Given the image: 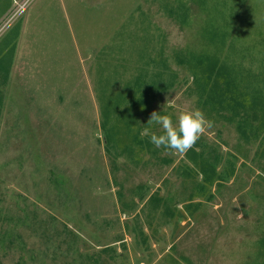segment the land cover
<instances>
[{
	"label": "rangeland",
	"instance_id": "374dc122",
	"mask_svg": "<svg viewBox=\"0 0 264 264\" xmlns=\"http://www.w3.org/2000/svg\"><path fill=\"white\" fill-rule=\"evenodd\" d=\"M223 1L200 6L216 24L227 20L238 45H254L264 0ZM177 2L193 8L184 26L168 13ZM198 2L0 0V264H264L261 142L245 144L205 114L214 127L195 154L160 148L130 162L101 129L99 97H129L136 78L153 82L162 54L175 86L147 113L175 122L195 109L173 57L195 44L206 19ZM261 52L255 45V62L244 60L247 74L261 72ZM205 146L219 159V180L201 192L190 159Z\"/></svg>",
	"mask_w": 264,
	"mask_h": 264
},
{
	"label": "trees",
	"instance_id": "16d2710c",
	"mask_svg": "<svg viewBox=\"0 0 264 264\" xmlns=\"http://www.w3.org/2000/svg\"><path fill=\"white\" fill-rule=\"evenodd\" d=\"M211 0H199L197 8L204 12V17L199 30L195 33V44L174 54L173 60L176 68L189 75L190 83H187L185 95L188 99H195V109H201L207 116L214 118L218 123L231 126L241 142L245 144L262 145L260 158L264 159V35L260 34L257 41L251 40L254 45L240 44V38L231 36L226 26L227 20L222 19V24H216L215 18L210 16L212 10L205 9L206 3ZM216 1V0H215ZM221 3H224L221 0ZM204 6V10L201 6ZM167 9V8H165ZM217 9V5L213 10ZM181 12L178 14V12ZM192 5L177 2L176 7L170 5L168 13L176 24H184L192 14ZM196 20L194 25L196 26ZM229 22V21H228ZM246 43L248 41H245ZM255 45L262 49L258 69L260 73L248 74L243 69V62L249 58L251 65L255 62L251 54ZM161 55V54H160ZM159 55V56H160ZM144 59V58H143ZM166 59L161 55L157 72L153 75V82L136 78L128 85L132 93L129 97L119 94L107 100H101V129L104 131L105 141L116 157H138L143 153L158 156V150L149 141V137L143 136L145 128L155 129L157 125L148 124L150 114L147 109L153 102H159L160 92L167 93L175 86L176 75L165 65ZM145 77L147 71H143ZM246 74V77L243 76ZM167 77V82L157 84L158 80ZM111 122H113L111 124ZM164 149V148H163ZM161 150V149H160ZM172 151V150H169ZM209 146L190 159L199 168L203 183H194V189L204 192L208 187L219 180L217 165L219 159L212 156ZM195 154L189 150L186 154ZM169 161L162 159V162ZM138 166V163H136ZM190 177V172H184ZM225 179L227 176L223 174ZM205 187V188H206ZM161 201L150 197L149 204H159ZM162 204L166 205L165 200ZM166 211L168 207L165 206ZM191 208V207H190Z\"/></svg>",
	"mask_w": 264,
	"mask_h": 264
},
{
	"label": "clouds",
	"instance_id": "9594fccd",
	"mask_svg": "<svg viewBox=\"0 0 264 264\" xmlns=\"http://www.w3.org/2000/svg\"><path fill=\"white\" fill-rule=\"evenodd\" d=\"M148 124L160 126L162 134L150 133L145 128L142 135L149 137L155 148L172 150L177 154L192 150L200 138L214 127V122L198 108L180 112L175 122L170 114L153 111Z\"/></svg>",
	"mask_w": 264,
	"mask_h": 264
}]
</instances>
